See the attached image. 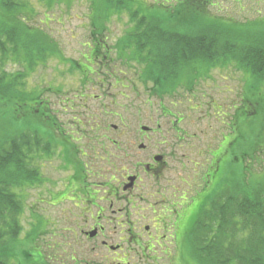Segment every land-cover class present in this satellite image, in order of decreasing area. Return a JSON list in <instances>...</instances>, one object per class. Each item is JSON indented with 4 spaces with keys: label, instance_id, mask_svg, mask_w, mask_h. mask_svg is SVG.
Instances as JSON below:
<instances>
[{
    "label": "trees",
    "instance_id": "obj_1",
    "mask_svg": "<svg viewBox=\"0 0 264 264\" xmlns=\"http://www.w3.org/2000/svg\"><path fill=\"white\" fill-rule=\"evenodd\" d=\"M58 1L36 0L48 12ZM90 3V47L83 65L64 60L48 34L28 25L36 15L30 0H0V264H50L37 249L38 231L32 229L23 239L26 192L47 183L39 166L42 157H51L61 146H65L66 164L73 161L71 155L79 154L76 132L61 126L37 89L28 90L25 79L39 66L59 58L58 64L82 75L84 90L89 76L104 74L98 81L102 88L103 79L113 74L115 60H119L133 66L140 82L150 85L151 96L161 100L174 98L180 90L191 92L199 80L229 66L250 76L254 86L264 87V17L239 21L213 15L214 0ZM114 15H126L127 27L110 46L107 25ZM9 65L22 69L11 72ZM248 87L249 83L247 94ZM66 105L64 111L74 109L73 101ZM163 113L171 116L169 109L163 108ZM73 122L68 125L80 129L84 124L78 119ZM242 158L250 159L249 155ZM224 162L219 159L217 164ZM86 165L75 162L74 181L63 194L68 196L77 187L75 194L87 199L90 190L94 192L85 183ZM219 178L214 172L205 188L214 186V192L201 194L194 202L188 249L181 246L179 254H189L192 264H264V179L244 176L217 190ZM29 245L34 249H28Z\"/></svg>",
    "mask_w": 264,
    "mask_h": 264
},
{
    "label": "rangeland",
    "instance_id": "obj_2",
    "mask_svg": "<svg viewBox=\"0 0 264 264\" xmlns=\"http://www.w3.org/2000/svg\"><path fill=\"white\" fill-rule=\"evenodd\" d=\"M30 2L36 15L28 21V25L39 27L48 34L50 40L56 42L64 60L80 61L85 65L83 57L88 54L91 36L90 14L93 5L90 0H61L51 12L36 0ZM238 3L240 4L236 0H214L210 12L239 21L264 17V0H238ZM126 27V15L112 16L107 25V43L115 45ZM58 62L59 58H55L46 67L39 66L25 79L28 90L37 89L44 102L49 103V109L56 114L61 126L68 127L69 131L76 132V138L79 137L75 144L79 148V154L71 155V163L66 164L60 157L65 146H61L54 157H42L39 166L42 167V175L47 183L26 192L23 239L32 229L38 231L41 237L37 249L41 250L48 263L111 264L109 249L99 246L93 252L92 247L99 240L95 242L90 237L82 236L81 230L91 232L90 209L80 201L77 203V199L73 198V191L66 198L65 194H61L74 181L73 168L76 161L87 164L85 183L92 188L101 179L104 181L107 176H104V172L109 169L104 167L103 172H98L104 176L101 178H97L96 171L105 164L102 161L105 156L120 153L118 145L133 147L132 143L137 142L138 145L132 151L135 155L148 154L154 150L160 155L175 156V167L171 169L174 179L181 177L186 181L183 168L198 172L197 177L190 172L188 183L194 181L192 193L184 183L188 190V200L190 198L187 206L192 210V203L200 198V192L206 186L201 177L204 178L209 172V180L214 172L219 173L220 186L217 190L229 185V182H239L244 176L253 181L264 179V87L254 86L250 76L229 66L214 71L207 79L199 80L193 91L180 90L174 98L161 100L151 96L150 85L146 87L140 82L133 66L119 60H115L113 74L110 73L108 79H103L102 88L98 81L101 76L105 77L104 74L89 76V83L84 90L82 75L79 72L72 74L68 66H61ZM19 69L22 68L18 65L8 66L11 72ZM58 90L61 92H57ZM68 101H73L74 109L64 111ZM163 108L169 109L171 116L166 117ZM1 119L0 116V121ZM74 119L84 123L82 128L68 125L74 124ZM180 119L178 128L181 134L183 137L189 136L185 143L182 142L185 145L180 143L179 149H160L154 145L163 139L168 146L171 145L170 140L175 138L171 131L172 121ZM144 126L151 130L145 135L141 133V127ZM125 139L128 140L124 141ZM141 144L149 150L140 151L138 146ZM258 147L260 152L255 150ZM244 155H249L250 159L244 161ZM219 159L225 161L223 165L217 164ZM181 164L184 165L182 171ZM213 188L214 186L206 189L209 195L214 192ZM77 196L81 197L80 194ZM102 196L100 192V197ZM69 198L75 199L76 203L67 200ZM177 210L180 212L182 209L178 206ZM133 213L134 211H130L131 215ZM130 220L136 222V217L132 216ZM182 246L188 249L187 239ZM28 249L34 248L29 245ZM137 260L139 258L129 259L132 264ZM18 264L26 263L19 261ZM151 264L192 263L189 254H186L171 258L163 256Z\"/></svg>",
    "mask_w": 264,
    "mask_h": 264
},
{
    "label": "flooded vegetation",
    "instance_id": "obj_3",
    "mask_svg": "<svg viewBox=\"0 0 264 264\" xmlns=\"http://www.w3.org/2000/svg\"><path fill=\"white\" fill-rule=\"evenodd\" d=\"M179 124L181 123L172 124L176 136L179 134L176 127ZM170 142L171 145L168 146L163 139L162 142L158 141L154 145L160 149H164L163 147L179 149L180 143L185 145L182 142L185 143L186 139L175 137ZM132 145L133 147L118 145L117 149L120 153L102 159L105 164L98 168L97 175H93L97 178L107 176L104 181L101 179L95 184L94 192L91 193L90 190L87 199L81 194L82 199L77 196L76 188L72 190L73 198L77 199V203L80 201L90 209L88 213L92 221L91 232L81 230L82 236L89 238L88 234L93 233L91 240L95 242L99 240V243L94 244L92 251L95 252L99 246L109 249L111 264H132L129 259L135 258L139 260L134 264H151L159 261L163 256L168 258L177 256L190 231L189 220L192 209L187 206L190 198L188 200V190L184 183L186 182L192 193L194 181L188 183L191 178L190 172H193L194 177H197L198 172L187 170L181 164L180 171L182 168L185 170L186 181L181 177L174 179L171 169L175 167L173 164L175 156L160 155L154 150L148 154L135 155L132 151L138 143ZM138 149L149 150L143 144L139 145ZM62 156L65 157V154ZM62 160L65 162V159ZM104 167L109 171L101 176L98 172H103ZM63 168L65 169L64 164ZM206 176L208 177V174ZM205 185L209 187L210 180H207ZM100 192L103 194L102 197ZM70 193L68 192V196ZM200 193L204 196L205 193L209 195L205 188ZM67 200L76 203L75 199ZM178 206L182 209L180 212L177 210ZM130 211L134 213L131 215ZM132 216L136 217V222L130 220Z\"/></svg>",
    "mask_w": 264,
    "mask_h": 264
},
{
    "label": "water",
    "instance_id": "obj_4",
    "mask_svg": "<svg viewBox=\"0 0 264 264\" xmlns=\"http://www.w3.org/2000/svg\"><path fill=\"white\" fill-rule=\"evenodd\" d=\"M144 131L148 130L147 128H143Z\"/></svg>",
    "mask_w": 264,
    "mask_h": 264
}]
</instances>
